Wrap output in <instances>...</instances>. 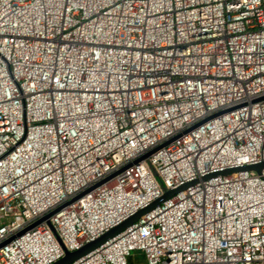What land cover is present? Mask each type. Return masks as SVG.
Segmentation results:
<instances>
[{
  "label": "built area",
  "instance_id": "obj_1",
  "mask_svg": "<svg viewBox=\"0 0 264 264\" xmlns=\"http://www.w3.org/2000/svg\"><path fill=\"white\" fill-rule=\"evenodd\" d=\"M262 161L264 0H0V264H264Z\"/></svg>",
  "mask_w": 264,
  "mask_h": 264
},
{
  "label": "water",
  "instance_id": "obj_2",
  "mask_svg": "<svg viewBox=\"0 0 264 264\" xmlns=\"http://www.w3.org/2000/svg\"><path fill=\"white\" fill-rule=\"evenodd\" d=\"M263 166H264V161H262L260 164L249 166L247 168H253V169H255L256 171L259 172L260 169ZM174 192H175V190L171 191V190H167V189L164 188L163 195L161 197H159L158 199H156L155 201H153L147 207H144V208L140 209L134 215H132L129 218L125 219L123 222H121L120 224L116 225L115 227L109 229L108 231H106L105 233H103L102 235L97 237L96 239L84 244L79 249L74 250V251H68V250L64 249V255L60 259H58L57 261L53 262L52 264H68L72 260L79 258L80 256H82L86 252L90 251L91 249H93L94 247L99 245L105 239L110 238L111 236H113L116 233H118L119 231H121L123 228H125L126 226L131 224L134 220H136L140 214H142L144 212H147L148 210L153 208L156 204H158L162 200L166 199L167 197H169ZM137 253H139V252H137Z\"/></svg>",
  "mask_w": 264,
  "mask_h": 264
},
{
  "label": "rangeland",
  "instance_id": "obj_3",
  "mask_svg": "<svg viewBox=\"0 0 264 264\" xmlns=\"http://www.w3.org/2000/svg\"><path fill=\"white\" fill-rule=\"evenodd\" d=\"M134 254H135V256H136V258H137L138 260L143 261L142 257L140 258V256H139L137 253L134 252Z\"/></svg>",
  "mask_w": 264,
  "mask_h": 264
}]
</instances>
